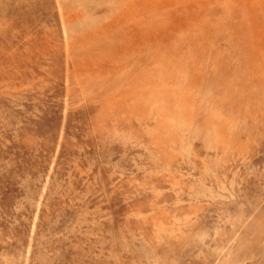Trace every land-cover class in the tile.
I'll return each mask as SVG.
<instances>
[{
    "label": "rangeland",
    "instance_id": "obj_1",
    "mask_svg": "<svg viewBox=\"0 0 264 264\" xmlns=\"http://www.w3.org/2000/svg\"><path fill=\"white\" fill-rule=\"evenodd\" d=\"M0 264H264V0H0Z\"/></svg>",
    "mask_w": 264,
    "mask_h": 264
}]
</instances>
